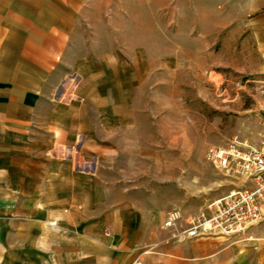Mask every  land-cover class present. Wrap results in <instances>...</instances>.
<instances>
[{
    "label": "rangeland",
    "instance_id": "rangeland-1",
    "mask_svg": "<svg viewBox=\"0 0 264 264\" xmlns=\"http://www.w3.org/2000/svg\"><path fill=\"white\" fill-rule=\"evenodd\" d=\"M263 7L264 0H85L72 31L69 87L83 55L81 70L107 53L134 65L133 80L121 79L132 90L128 101L122 96L127 125L111 133L103 125L109 109L84 110L92 132L115 145L117 156L81 167L73 159L78 169L97 166L102 232L110 243L136 237V248L145 249L164 239L160 217L169 210L195 213L240 184L209 163L206 152L237 139L250 146L261 141L255 89L264 81V47L258 54L251 22ZM103 70V81L115 80ZM109 90L98 92L117 100Z\"/></svg>",
    "mask_w": 264,
    "mask_h": 264
},
{
    "label": "crops",
    "instance_id": "crops-1",
    "mask_svg": "<svg viewBox=\"0 0 264 264\" xmlns=\"http://www.w3.org/2000/svg\"><path fill=\"white\" fill-rule=\"evenodd\" d=\"M84 4L0 0V264H264L262 223L234 238L167 243L166 213L160 217L164 239L145 249L136 248V237L110 243L103 236L97 166L78 169L73 159L81 167L101 156H117L115 145L92 132L93 121L84 110L93 104L109 109L103 125L111 133L127 125L122 96L128 101L132 90L121 79L133 80L134 65L107 53L90 58L93 67L81 70L88 60L83 55L73 64L78 77L69 87L72 31ZM251 26L255 49L262 54L264 7ZM104 68L113 83L102 80ZM103 86L120 99L103 97L98 92ZM73 144H79L77 150ZM255 237L257 243L246 242Z\"/></svg>",
    "mask_w": 264,
    "mask_h": 264
},
{
    "label": "built area",
    "instance_id": "built-area-1",
    "mask_svg": "<svg viewBox=\"0 0 264 264\" xmlns=\"http://www.w3.org/2000/svg\"><path fill=\"white\" fill-rule=\"evenodd\" d=\"M261 82L255 89L263 124L259 145L250 146L237 139L210 145L206 152L209 163L240 184L195 213L184 215L178 209L169 210L164 223L170 234L167 243L205 236L234 238L264 223V81Z\"/></svg>",
    "mask_w": 264,
    "mask_h": 264
}]
</instances>
